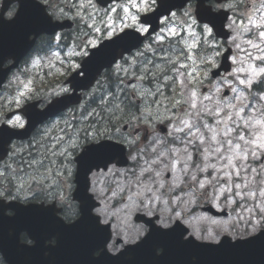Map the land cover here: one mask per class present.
Here are the masks:
<instances>
[{
  "label": "snow or ice",
  "instance_id": "1",
  "mask_svg": "<svg viewBox=\"0 0 264 264\" xmlns=\"http://www.w3.org/2000/svg\"><path fill=\"white\" fill-rule=\"evenodd\" d=\"M88 3L91 4L92 0H88ZM142 3H145V7H147V0H142ZM92 6L95 7L94 4ZM139 6L140 4L135 3V0H133L132 7L137 8L139 11ZM51 7L49 0L38 6L42 20L48 24H52L54 17L58 15L57 11L49 10ZM80 7L83 8L85 5L81 3ZM261 7L264 8V0H262ZM59 11H62V9ZM111 11L115 12L116 9H111ZM123 11L127 15L129 10L125 7ZM171 15L175 17L176 13H171ZM130 18L137 21L135 15ZM246 19L247 23H237L236 20H233L232 25L244 33L241 37L243 43L250 45L260 53L255 56L248 53L251 60L259 61L260 65L249 62L246 67H238L230 73L234 80L238 82V85L242 86L240 88L233 87L231 82H224L235 94L231 99L216 95L221 93L223 87L221 83L212 86L215 89L214 93H201V86L208 77L209 71L208 68L201 67V65L215 67L216 64L214 58L206 57L200 59L198 65L197 58L193 53V49L196 48L195 44H187L180 49L170 48L166 50L168 54L161 55L157 60H154L147 55L151 45L143 51L139 50V45L143 43L141 36L149 32V27L146 30L141 28L144 22L135 23L134 31L131 32H124L122 28L123 35H118L115 38H113V33L116 30L112 28L111 31L107 32V44L109 45L116 41L129 39V33H135V37L139 38L138 43H133L130 48L124 51L131 54L135 49L134 55L127 57L121 53L120 60H123V63H117L114 59L107 65V68L114 67L117 79L124 84V87L121 88L118 84L115 92L109 90L101 96V111L95 112L93 110L92 112H86L85 115V119L92 116L93 122L76 129L74 134H69L66 144L63 136H56L55 143L38 141L40 146L36 148V152L39 158L34 155L31 160L24 161L30 168H33V173L29 174V179L36 183L50 180L51 184L49 186L54 185L62 188L64 183L71 181L73 176L75 177V183H77L83 167L87 189L96 188V183L101 182V175L104 176L105 182H107L108 174L116 175L118 170L113 165L121 162L118 157L125 155V149L128 150L129 157L133 152L136 153V161L138 155L143 151L138 147L142 140L150 143L155 141L156 145L165 143V141L159 140L158 137L153 139V134L156 133V123L167 121L171 126L167 135L172 138L173 142L182 139L179 134L188 137L182 140L185 144L183 149L169 148L166 152L161 151L158 153L161 157L168 155L173 157L166 166L168 170L175 172L178 165L182 163L181 171L188 174L191 168L189 162L193 159L188 145L196 147L198 152L202 149L203 164L197 167V172L209 173V170H211L217 175L209 180H198L197 174L193 173L190 179L197 182L200 189H206L208 185L215 189L221 180L227 182V187L219 186L218 194L214 193L213 199L219 200L223 196L228 204L235 203L234 200L227 199L231 195L253 201L259 196V202L254 204V208L247 209L249 213H254V209L259 212L258 217L251 219L249 223L252 224L257 220L264 222V188L255 189L253 187L256 183L255 178L249 181L245 177L243 183L233 182V174L239 178L241 171L248 172L249 165L244 162H247L251 157L253 160L260 161L259 169L251 167V172L261 178L260 183H264V103H261L264 102V47L261 46L264 44V13L259 18L247 15ZM214 29L216 30L215 24L212 25L211 31L204 27V32L208 36H212ZM253 30H255V36L260 43L254 42L251 37L250 34L253 33ZM96 31L99 32L100 30L97 28ZM41 33L37 31L28 33L27 38L29 36L34 38L30 41L31 45H35V38L42 37ZM169 34L174 36L176 30L169 29ZM47 36L49 47H51L53 38L57 42L61 39L56 31L49 33ZM165 39V36L156 37V40L161 43ZM233 44H235V40ZM88 45H91L94 49L91 53L98 55L105 43L97 47V40L92 39L84 43L81 51L70 52L68 55L81 56L82 52H88ZM235 48L241 52L245 51L241 45ZM216 54L219 55V53ZM91 59L92 56H89L88 60ZM241 60L243 61L244 58L242 57ZM186 61H191V66ZM236 62L237 58L232 57V63L235 64ZM71 67L80 69L78 75L81 73L85 75L80 65L73 63ZM120 73L131 76L139 83L129 84L126 80L120 78ZM241 74L244 78H240ZM129 88L131 89L130 92L128 91ZM253 89H257L260 94L254 96ZM250 97L255 99L257 103H261L259 109L254 104L246 103ZM209 117L214 120V124L207 122ZM5 125L4 128H9L8 124ZM55 127L57 126L53 125V128ZM12 129L10 130L13 131ZM245 129L250 134H246ZM50 134V130H46L44 136ZM41 148H43L42 152ZM151 150L156 152L157 147L153 146ZM214 158L217 162L226 161V163L222 167H218L216 163H211ZM158 163L160 161L155 159L151 162L152 165ZM5 167L7 169L9 166L6 165ZM152 171L151 165L141 168L137 181L141 183L140 177H143L146 173L151 175ZM6 177L7 172L0 170V178ZM155 177L161 178L162 181V170L156 171ZM179 180V176L175 177V181ZM27 184L28 181H24L17 185L15 193L9 188H0V204H18L20 193ZM159 187L164 188L165 183L159 184ZM92 193L96 192L89 191L91 200H93ZM192 194L195 195V192ZM203 194L208 195L207 191ZM57 198L60 201L59 205L53 204L51 207L57 210L55 220L59 221L64 227L70 228L85 219L83 204L69 205L72 209L69 211L65 207L67 198L62 195ZM129 199L131 198L129 197ZM131 202L135 203V201ZM95 207H97L96 203L91 206V208ZM61 213H63L62 218H60ZM106 218V213L92 210L89 211L87 217L89 222L100 229H107ZM166 231L171 232L172 229ZM262 231H264V228H262ZM18 242H20V236ZM48 242L50 245L54 242V246L58 244L55 236L50 238Z\"/></svg>",
  "mask_w": 264,
  "mask_h": 264
},
{
  "label": "rangeland",
  "instance_id": "2",
  "mask_svg": "<svg viewBox=\"0 0 264 264\" xmlns=\"http://www.w3.org/2000/svg\"><path fill=\"white\" fill-rule=\"evenodd\" d=\"M64 3L68 4L67 0H65ZM81 3L85 5V8L80 7ZM69 8H70L71 16L75 18H79L82 15V13H85L86 17H88L89 20L88 22V25L90 27L89 32H86L84 28H79L77 31L73 32L70 35L71 36L70 43L72 44V46H70L66 52V59L63 60L61 57L60 59H56L55 57L52 56L50 58V62L43 63V60H41L40 66L36 69H33L31 73H28L33 78L32 87L37 91L40 90L41 88L50 91L54 88H58L59 86H62L63 80L68 76L67 75L68 72L73 69L71 65L73 63L78 64V61L75 60L77 55L69 56L68 53L78 52L77 49L78 46L84 44L89 40L96 39L98 41L100 37L107 36V32H106L107 30L111 31L112 28L118 30L123 23H128L129 21H131L130 17L132 16V15H123V18L120 21H117L116 19L111 20V17L106 18L105 21L106 28H103L102 27L103 24L101 22L100 16L96 14L91 8V6H88L85 3V1L83 0L80 1L78 7L70 3ZM262 13H264V8L260 7V9L257 12H255V15L252 16H254L255 18H259V16ZM233 20L234 19L231 20L229 19L228 24L229 25L232 24ZM185 23H187L185 27V36L184 37L180 36L178 38L181 40V47L179 48L174 47L173 49L184 48L185 45L187 44H195L196 48L193 49V53L195 54L196 51L199 50V39L203 37L204 41H206L208 44H211L212 51L211 53L205 52V55H201L200 57L195 55L197 58V64L199 65L200 59L211 57L214 58L215 64L217 65L218 57L220 56L222 50H224V44H222L218 40L213 39L211 36H208L204 31H200L192 27L190 25L191 24L190 21L186 20ZM169 27L174 29L173 26H169ZM97 28L100 30L99 32L96 31ZM229 29L233 34L232 29L231 28ZM250 35L254 39V42L260 43L258 38H256L255 36V30H253V33ZM150 45H151V49L149 53H154L153 51L154 43ZM225 45H227V43ZM228 45L234 48L235 53L233 57L237 58V62L235 64L232 63L233 66L232 71L238 67H246L247 63L249 62L260 65L259 61L251 60V58L248 56V53H252L253 56L260 54L256 49H253L250 45L243 43L241 45V47L245 49V51L243 52H241L239 49H236L235 46L230 43ZM261 46L264 47V44H262ZM216 53H219V55H217ZM242 57L244 58L243 61L241 60ZM186 63H188L191 66V61H186ZM205 66L207 65H201V67H205ZM57 69H60V71L57 72ZM230 73L221 77V79H218L217 82L215 81L214 83H212V86L217 83H221L223 85L221 89V93L216 94L217 96L226 99H231L232 97H234L235 94L230 90L227 83H224L225 81L231 82L233 87H238V88L242 87L238 85V82L234 80L233 76L230 75ZM111 75L117 78L115 71L112 72ZM119 76L120 78L126 80L127 82L134 80L131 76H125L124 73H120ZM240 78H244L243 74H241ZM22 79H24L25 81L27 80L23 76ZM105 80L106 77L102 78V81L104 83ZM7 83H6L7 87L5 88L3 93L0 94V113L3 114V117L7 111H11L18 108L15 106V102L11 100V97L16 94L18 88H22V85H20L19 83H12V78L8 80ZM114 83L115 81L113 80V84ZM118 84L119 87L121 88L124 87V84L120 83V80L116 81V86ZM225 89L229 91L227 97L222 96V93ZM128 91L130 92L131 89L129 88ZM214 92L215 89L212 88V93ZM95 93L96 91L93 89L90 95H94ZM96 95L98 99H100V97L103 96V92L96 93ZM1 103H3V106L5 107V111L3 110ZM246 103L254 104L256 108L259 109L261 107V103L264 102L257 103L255 99L250 97L249 101H246ZM85 105L86 103L84 102L80 107L71 109L70 112H68L67 114H63L58 118L54 119L53 121L47 123L42 128H40L38 134L35 135L30 141L24 143H17V142L14 143L11 147V152L8 160L5 162V165L0 166V170H4L7 172L6 178H0V188H9L10 190L13 191V193H15L17 185H19L24 181H28V184L26 185L25 189L20 193L21 197L26 196L27 200L34 199L37 201L43 199L47 201L57 200V202L60 203L57 197L62 195L67 198L65 202V207L68 208L69 211H71L72 209L69 207V205H73L70 199V193L73 189L72 179L69 182H65L62 188L56 187L54 185L49 186L51 184L50 180H45L43 183H36L29 179V174L33 173V168H30L28 164H26L24 161L31 160L32 156L34 155L39 158V155L36 152V148L40 146L38 144V141H41L43 143H55L56 136H63L64 143L66 144L68 142L69 134H74L76 129L83 127L85 124H89L87 119L90 116H88L86 119L85 116H82V110L86 108ZM76 118H78L77 123H74V120H76ZM207 122L210 124H214V120L211 117L207 118ZM158 124H164L167 127L168 132L171 126L167 123V121H165L164 123L155 124V128H156L155 134H157L159 140L165 141V143L156 145L155 141H152L150 143L149 141L143 142L142 140L138 145V147L143 149V151L140 153V155H138L137 160L133 161L130 159V163L128 167L124 169L116 168L118 170L116 172V175L113 176L111 174H108L107 182L104 181V176L101 175L100 178L101 182L96 183L97 191L96 193H92L97 200H99L100 202L103 201L104 204L107 205L108 212L112 213V215L108 216V222L111 223L114 237H121L125 240V233H127L129 238H131L137 235V229L143 230L142 226L135 225L132 222V218L130 221L127 219L128 208L124 206L130 203L129 197L134 192H136L137 187L140 184V182L137 181V176H139L141 168L149 167L150 165L152 166L153 169L151 175L146 173L143 177H140V181L141 182L148 181L149 178H151L153 181L154 189H157L159 188V183H157V181H161V178L155 177V172L162 170V182L165 183V187L159 188V191L162 194H164L165 198L168 200V207L170 208L171 213L174 214L176 211H181L182 218L191 217L194 221L197 220L200 215H206L205 213H202L200 211V207L202 205H200L196 197V194L191 199L189 198L188 194L193 191H190L188 189L184 195L183 194L181 195L178 192H176V189L180 187V193H184L185 187H188L189 185L194 183L195 188L198 189V193H200V191H203V193L207 191L208 195L205 196L203 194V196H205L206 202L210 203L212 206H214L219 210L225 208L229 210V216L227 218H229L230 216L235 217V221L232 227L237 228V230L243 228L245 231H247L245 225L250 224L249 221L251 219L257 218L259 215L258 210L254 209V213H249L247 209L254 208V204L259 202V196H257V199L255 201L251 199H240L239 197H235L234 195L228 196L227 199H232L235 201V203L233 204H228L225 197L223 196L219 200H214L213 194L214 193L218 194L219 186L222 185L227 187L228 184L227 182L221 180L219 182V185H217L215 189L210 185L206 186V189H200L198 183L190 179L193 173L197 174L198 180H209L217 175V173L212 172L211 170H209L210 174L197 172V167L202 166L203 164V157L201 154L202 149L200 150V152H198L196 150V147H193L192 145H188L189 151L192 153V157H193L192 161L189 162L191 165L189 173L184 174L181 171L183 167L182 163L178 165L177 170L175 172L168 170L166 166L170 163L173 157L171 155L161 157L158 155V153L161 151L166 152L169 148L183 149L185 147V144L182 142V140L187 139L188 137H186L184 134H179L182 138L181 140H177L173 142L171 137L166 139L165 138L166 136H163L161 135V133L158 132L157 130ZM53 125H56L57 127L53 128ZM46 130H50L51 134L48 136H44ZM244 131L246 134H250L248 133L247 129H245ZM153 146L157 147L156 152H152L151 149ZM198 146L199 145L197 142V147ZM40 150L42 152L43 148H41ZM52 158L55 159L54 157ZM154 159L159 160L160 163H158L157 165H152L151 162ZM211 163H216L218 167H222L223 164L226 163V161L217 162V160L214 158L211 161ZM244 163H247L249 165L248 172L241 171V176L239 178H237L235 174H233V182L243 183L245 177H247L249 181L255 178L256 183L253 185V187L255 189L264 188V183H260L261 178L256 176L255 173L251 172V167H256L257 169H259L260 161L253 160L250 157L249 160ZM6 165L9 166L7 169L5 167ZM177 176L180 177L179 181H175V177ZM130 181H134V183ZM173 196L174 198L172 199ZM190 200L191 202H189ZM104 204H102V207L104 206ZM156 207L163 208L164 206L161 203H157ZM135 213H139V211ZM135 213H133V215ZM157 215L159 216L160 219V214ZM197 226L206 229L211 225L208 223L207 220H201L199 221V224ZM189 231H191L190 228ZM110 247H112L113 250L115 249L113 245H110Z\"/></svg>",
  "mask_w": 264,
  "mask_h": 264
},
{
  "label": "water",
  "instance_id": "3",
  "mask_svg": "<svg viewBox=\"0 0 264 264\" xmlns=\"http://www.w3.org/2000/svg\"><path fill=\"white\" fill-rule=\"evenodd\" d=\"M19 13L17 19L13 22L15 24L19 23V19H24L22 16H19ZM31 16L35 19H39L41 22H39L35 28H32L31 25L22 23L24 25L23 32L26 35L31 31L51 33L63 28V26L45 24L46 21L43 22V20H41L37 11L31 14ZM198 16H201L200 18L203 19L204 15L198 12ZM198 16L197 19L199 20ZM215 19V34L220 38H226L227 33L223 30L225 17L220 19V16H218V18L216 17ZM153 30H155V28H153L152 31ZM129 37V39L119 41L115 45H109L107 41V46H104L98 55L93 54V59L91 61H85L84 64H82V69L85 73L84 77L79 78L76 73L67 81V83H76L75 85L73 84L75 88L74 93L66 95L71 97L66 98L65 101L59 104L54 103L50 105L44 112H37L35 110L30 111L35 115H31L29 127L27 125L25 130H13L15 131L13 132L6 127L0 130V159L5 156L7 145L14 136L16 139L27 137L28 132H30L37 123L64 110L69 105L78 103L79 96H77L76 92L80 89L89 88L100 73V67L107 66L112 62L118 55L117 51L119 49L125 51L133 45L134 41L131 38L132 36L129 35ZM28 46L29 44L26 43L25 51L28 49ZM21 50L16 49L15 51H10L7 53V56L15 57L18 62L24 55V52ZM225 57L226 55L222 58L220 68L212 73L213 77H216L220 71H228L229 67ZM3 61L4 59L0 58V65H2ZM15 66L16 65H13V67ZM8 71L9 69L0 71V85L4 82ZM9 116L10 115H8L7 118ZM126 164L127 160L124 155L123 159L121 156V162H118L116 165L125 166ZM77 183L83 191H86L87 187L83 167L81 175L77 179ZM75 190L76 187L72 194L73 200L82 199L81 191L76 193L75 199ZM52 205H41L39 208L35 207V205L28 208H15L12 206L10 208L15 210L16 215L11 219L3 214L6 208H0V251L6 252V255L11 260V264H192L190 260L183 259V257L187 256H196L198 258V264H264V239H261L255 245H242L238 249L230 247L228 245V240L225 239L219 247L208 248L202 246V248L198 250L194 245L190 246L187 245V243H181L182 233L179 225L171 232L163 234L160 233L159 229L152 227L149 236L141 242V244L135 247L128 246L130 248L120 253L117 257H112L105 250L98 259H95L93 257L94 251L105 248L106 243L110 239V232L108 234L106 228H97L87 219L90 207L94 206L91 197H87L84 202L83 210L85 219L70 228L64 227L59 221L55 220L52 209L43 208L51 207ZM106 227L109 229L108 225ZM22 231L29 234H27V236L30 240L32 238L36 241V247L31 249L26 248L33 247L34 242L32 245L21 243L24 247L19 245L18 237ZM53 236L57 238V246L55 248H46L44 242ZM48 246H54V244H48ZM187 247L193 250L187 252ZM204 247L205 251L203 256ZM157 248L164 249L161 256L156 255L155 250ZM45 253H48V255H45Z\"/></svg>",
  "mask_w": 264,
  "mask_h": 264
},
{
  "label": "clouds",
  "instance_id": "4",
  "mask_svg": "<svg viewBox=\"0 0 264 264\" xmlns=\"http://www.w3.org/2000/svg\"><path fill=\"white\" fill-rule=\"evenodd\" d=\"M45 2H46V0H32V7L35 8L37 13L39 14L38 6L41 5L42 3H45ZM176 2H177V0H147V7H145V3H141L139 6V11L140 12H154L156 14L155 16L154 15L145 16L144 18H147L149 21H152L154 19L156 22L157 20H161L162 18H167L169 13H176L175 10H181L185 17H189L191 19L192 24H196L197 23L196 16H198V8L201 7L200 0H185L182 7H173L172 5L175 4ZM162 5H163V7H162ZM209 5H213V7H209ZM116 7L125 8L126 6H124L123 4H118V5H116ZM116 7H112V9L115 10ZM218 7L219 6L216 5V0H203V8L206 9L207 12L203 16V19L200 18L201 16H198V17H199V21L203 24L204 27L208 28L209 31H211L213 24L216 25V19L215 18L218 17V15H215L214 13L218 10ZM225 7L231 8L232 4L225 5ZM10 8L13 9V11H10L9 10ZM20 8H21L20 0H11V2L9 3L6 10L4 7V0H0V19H2L3 22H5V23L14 22L17 19L18 13L20 12ZM193 12H196V16L192 15ZM65 15H67V14H65ZM39 16L42 20V16L40 14H39ZM62 18L63 17H61L59 15H56L54 17V19H56V20L62 19ZM54 19H53L52 25H56V23H54ZM132 22H133V24H135L136 20H132ZM133 24H127L125 26L128 28H131L133 26ZM147 27H153V23L152 22H144V24L141 25V28L144 30H146ZM228 27L231 28L232 32H233L232 36L229 38V43L234 45L235 47L242 45L243 40L241 37L243 36L244 33L242 31L236 29L235 27H233L232 24L228 25ZM121 31H122V29H121ZM44 34L48 35L49 33L48 32H42L41 33V35H44ZM109 35H111V34L109 33ZM129 35L135 37V33H129ZM31 38L32 37L29 36V38H28L29 42L31 41ZM105 39H108V37H105ZM234 40H235V44H233ZM118 42L119 41L114 42L113 45L117 44ZM105 46H107L106 43H105ZM33 52H34V45H32V47L26 51V53L19 59L18 63H17V59L15 57H8V58L4 59V62L2 63V65H0V71H5V70L11 68V71L8 72L7 76H9L11 74L12 75V83H19L20 85H22V88H18L16 91V94L11 97V100H13L15 102L16 107H20V106L24 105L26 103V101H38L36 103L29 104V106L32 104H35L36 111L44 112L45 110H47L49 108L50 105H53L54 103L59 104L60 102L65 101L66 98L71 97V96H65L64 94L69 93L70 89L75 90V88L73 87L72 82H68L67 84L59 86L58 88H54L50 91H47L43 88H41L40 90L37 91L36 89H34L32 87L33 78L31 76L29 78H27L26 81L24 79H22V76L25 72L31 73L33 69L38 68L40 66L41 60L43 59V57H40V58L34 57ZM121 53H123V55L127 54V52H124L123 50H121L120 53H118V55L115 58L117 63H119ZM51 55L53 57H55L56 59H60V56H59L58 52H56V51H51ZM80 55L83 57L92 56V59H93V54L89 53V52H82ZM91 60L86 59L83 61V64L85 61H91ZM13 65H16V66L13 67ZM106 69H107V66H101L99 69V72L106 70ZM73 70H75V68H73ZM59 71H60V69H57V72H59ZM83 75L84 74L81 73L79 75V77H81ZM29 106L24 109L23 113L16 114L12 119H5L3 117V114L0 113V130L4 129L3 125H5V124L9 125V128H7L8 130H10L12 128H24L26 123L28 124V127H29L30 119H31V115H32L31 112L28 110ZM42 109H43V111H41ZM49 117H51V116H49ZM43 121H41V122H43ZM41 122H39V123H41ZM39 123H37V124H39ZM156 137H157V134H153V139H156ZM15 138L16 137L14 136L11 139V142L14 143ZM8 145H7V147H8ZM123 157L124 156H122V159H123ZM129 158L131 160L135 161L136 153L133 152L131 157H129ZM118 159L121 160V157H118ZM113 167H115V165H113ZM80 175H81V173H80ZM130 182L134 183V181H130ZM157 183L161 184L163 182L157 181ZM75 187H76L75 199H76V193L78 191H81L82 192V199H76V201L80 204H83V205H84V202L87 199V197H89V191H91V192L97 191L96 188H93L91 190L86 188V191H83L80 188V185L78 183H76ZM159 188L154 189L153 181L151 178H149L148 181L141 182L139 184V186L137 187L136 192H134L130 196V198H131L130 203L124 206V207L128 208L127 219L129 221L131 220L133 213H135L137 211L143 213L142 217L146 216L149 218L154 217L157 214H160V219H158V220H152V219L140 220L141 223L143 225H145L146 227L144 228V230L137 229V235L129 238L128 234L125 233L126 242L129 241V239H130V242L134 245L133 247L141 244V242H143L149 236L153 225L157 229H159L160 233H162V234L163 233H169L168 231H166V229L171 228L173 230V229L177 228V225H179L180 229H181V233H182L181 237H183L181 239V243H183V244H185L189 240H191L193 244H196L199 246L219 247L222 245L225 238H227L228 245L232 248L238 249L242 245H252L256 242H259L261 239H264V231H262V228H264V222L259 221V220L255 221L252 224H246L245 227L247 228V231H245L243 228L237 230V228L232 227V225L235 221L234 216H230L227 219H212L206 215H200L198 217V219L194 221L191 217L182 218L181 211H176L173 214V213H171V210L168 207V200L165 198L164 194H162L159 191ZM192 193L193 192H190L188 194L190 199L194 196ZM20 201L21 202L18 203L17 205L22 206V204L27 201V197L26 196H23V197L20 196ZM131 201H135V203H132ZM101 203L104 204L103 201ZM157 203H161L164 207L163 208H157L156 207ZM94 204H95V202H94ZM23 207L28 208L30 206H23ZM35 207L39 208V206H35ZM43 208L44 209H52L54 212V215H57V210L55 208H52V207H43ZM90 210L98 211L101 213H106L107 218L105 219V223L108 222V216L112 215V213L108 212L106 204H104L103 207H98V206L95 208L90 207L89 211ZM89 211H88V214H89ZM4 215L11 219V218H14L16 214L13 210L8 209L4 212ZM176 220H180L181 223H175ZM201 220H207L208 223L214 227L210 226V227H207L205 229V228H201V227L197 226L199 224V221H201ZM147 221H151L152 222L151 225L148 224ZM173 223H175L174 227H172ZM181 224L187 226V228H190L191 231L190 232L186 231L185 227H182ZM157 225H159V227H157ZM107 231L109 234L108 228H107ZM22 233H27V232H21L19 234V236ZM141 237H143V239H141ZM55 239L57 240L56 237H55ZM31 241L34 242V246L33 247H26V248L31 249V248L36 247V241L32 238H31ZM137 241H139V242H137ZM19 245L23 246L20 242H19ZM44 246L46 248L50 247V246H48V240H46L44 242ZM56 246H52V248H55ZM128 248H130V247H127L123 251H119L118 253L112 252L110 245H109V240H108V242L105 245V248L95 251L93 253V257L95 259H98L101 256L102 252H104L105 250L108 254H110V252H111L110 255L112 257H117V256H119L120 253L125 252ZM163 252H164L163 248H157L156 249V255L157 256H161L163 254ZM45 255H48V253H45ZM0 264H11V260L6 255L5 251H0Z\"/></svg>",
  "mask_w": 264,
  "mask_h": 264
},
{
  "label": "flooded vegetation",
  "instance_id": "5",
  "mask_svg": "<svg viewBox=\"0 0 264 264\" xmlns=\"http://www.w3.org/2000/svg\"><path fill=\"white\" fill-rule=\"evenodd\" d=\"M217 1V0H216ZM262 2V0H221L220 2H216V5H218V10H226L228 13H229V18L231 19H234V18H242V21H244V17H245V14H248L250 13V11H252L254 8H256L260 3ZM49 3L51 4L52 6V0H49ZM132 3H133V0H119L118 2H112L111 4H109L106 8H110V6L112 5H118V4H123L124 6H126L128 8V12L130 14H135V13H138V10L137 8H134L132 7ZM135 3L137 4H141L142 3V0H135ZM228 4H232V7L229 8V7H225V5H228ZM47 7V6H46ZM209 7H213V5H209ZM53 9V6L51 7V9H49L50 11H52ZM123 9V7H121L120 11ZM10 11H13V9H9ZM217 10V11H218ZM176 11V21L178 24H180L181 26H183L182 24V21L179 19L181 17V15L183 14L181 10H175ZM148 12H139L137 14V21L136 23H140L139 21V17L142 15V14H146ZM193 15V14H192ZM172 15H170L169 17L167 18H170ZM194 16V15H193ZM167 18H162L160 20V23H161V29L156 33L154 34L153 36H150L149 38L146 39V44H151L154 42L155 40V37L157 36V34L159 32L162 31V27H164V24L165 22L168 20ZM228 18V19H229ZM238 22H241V20H238ZM197 26V25H196ZM198 27H204V26H199ZM132 29L135 28V25H133L131 27ZM171 43V41L167 38L165 43H163L161 46H159V43H156V50L160 53L158 55H155L153 56V58H157V56H161V55H166L168 54V52L166 50H168V44ZM135 53V52H134ZM147 55L150 57V53H147Z\"/></svg>",
  "mask_w": 264,
  "mask_h": 264
},
{
  "label": "trees",
  "instance_id": "6",
  "mask_svg": "<svg viewBox=\"0 0 264 264\" xmlns=\"http://www.w3.org/2000/svg\"><path fill=\"white\" fill-rule=\"evenodd\" d=\"M255 90H257V89H255Z\"/></svg>",
  "mask_w": 264,
  "mask_h": 264
}]
</instances>
